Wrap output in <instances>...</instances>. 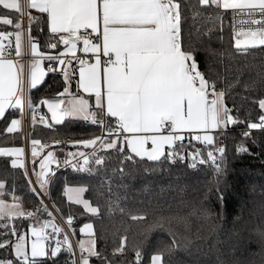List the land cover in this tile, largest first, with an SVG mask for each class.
Listing matches in <instances>:
<instances>
[{
  "label": "snow or ice",
  "instance_id": "obj_1",
  "mask_svg": "<svg viewBox=\"0 0 264 264\" xmlns=\"http://www.w3.org/2000/svg\"><path fill=\"white\" fill-rule=\"evenodd\" d=\"M0 5L16 13L15 16L0 14V22L4 26L14 27V32L0 31V41L14 35V52L20 57L23 55L22 41L27 32L29 49L33 56L26 75L25 66L6 58L4 46L0 43V117L5 116L6 108L19 110L23 116L24 106L27 105L32 112L31 119L34 124L40 105L31 97L25 98L24 88L35 87L44 80V59L58 62L59 71L63 73V89L55 93L53 98L43 99L41 104L48 107L54 121L59 122L64 118L90 120L101 129L99 136L68 141L67 143L77 149L81 146L93 148L89 154L69 152V158L79 156L85 164L91 158L100 165L104 163V156L99 155L97 158V149L102 146L106 151L118 150V157L123 156L120 161L122 165L124 161H133L135 157H147L152 162H161V157L177 161L184 159V154L178 151L165 153L164 147L167 145L171 148L176 141L183 140L179 133L187 130L190 134L196 133L193 139L209 148L206 155L200 149H195L190 154V166L196 167L197 162L200 165L210 164L216 177L217 199L222 204L226 201L227 148L225 144L216 143L214 130L223 135L229 125L244 121L240 120L239 110L233 115V110L227 107L225 90L222 87L218 89L211 67L204 72L200 70L198 46L193 32L185 30L188 23L186 13L191 11L194 18L215 24L216 14L202 11L201 6H214L217 11H247V22L253 27L238 30L237 35L244 39L237 38L235 46L238 49L241 46H264V0H196L195 4L191 0H0ZM32 10H38L40 15L34 16ZM220 22L222 27V17ZM40 23L50 30L53 39L58 37L56 43L49 41L44 45L46 51L43 53L38 51L39 42L34 43L35 38L31 35L34 24ZM197 35L202 33L197 31ZM81 43L82 49L79 48ZM60 44L64 45L63 51L59 50ZM78 51L82 52V56L76 55ZM206 54L214 56L216 52L206 49ZM73 59L79 69L78 88L89 94L87 99L69 90V74L65 65H71ZM47 70L54 73L57 71L52 63ZM63 97L68 99L64 100ZM258 103L259 108L264 110V98L259 99ZM40 122L48 124L43 115L40 116ZM21 127V119L13 116L6 132L12 133ZM246 129L241 133L245 139L252 137L253 129L264 132V114L256 122H246ZM63 143L66 142L53 141L54 145ZM149 143L151 147L147 146ZM253 143H256L255 139ZM31 144L33 157L38 155V146L47 147L38 139L31 140ZM125 145L128 155H124ZM235 152L249 153L250 149L240 143ZM0 154L15 156L11 160L12 166H25L21 159L26 155L23 147H0ZM53 161L54 153L49 151L40 161L41 171L34 173L41 190L45 189L48 182L49 165ZM73 167L82 169L84 166L74 164ZM24 175H28L27 169ZM28 183L31 185L32 181L29 179ZM29 190L38 198L35 212L0 198V217L3 218L0 226L7 229L0 232V249L10 250L7 256H11L0 258V264H56L65 248L69 253L65 264H90L92 257L100 259L101 264L108 261V256L97 250L92 232H89V240L77 242V256L68 233L51 219L45 220L39 227L31 228L35 239L32 240L29 250L25 235L17 233L14 226L9 228L7 222L14 217H24L25 214L29 219L37 214L52 217L54 212L64 215L63 209L55 204L49 206L44 203L43 196L48 194L46 191H37L34 187ZM4 191V181L0 180V196ZM64 191L70 202L83 204L93 214L100 211L89 201L83 200L81 194L85 191L84 186H65ZM14 192L13 185L9 194L16 201L19 198ZM133 219L140 220L143 217L134 216ZM65 220L67 227L71 228L73 216L67 214ZM158 226H161L159 219L148 225L145 231H151ZM48 227H51V233L44 231ZM92 227V224H85L80 231L83 233ZM60 234H63V242H45ZM12 235L16 236L14 243L8 239ZM124 250L125 240L121 237L120 244L113 249L112 255H122ZM163 255L164 250L154 253L150 264H170V261L162 259ZM135 262L142 264L139 248L135 250ZM219 264L225 262L220 261Z\"/></svg>",
  "mask_w": 264,
  "mask_h": 264
},
{
  "label": "trees",
  "instance_id": "obj_2",
  "mask_svg": "<svg viewBox=\"0 0 264 264\" xmlns=\"http://www.w3.org/2000/svg\"><path fill=\"white\" fill-rule=\"evenodd\" d=\"M191 3L195 4L196 0H191ZM201 10L215 13L217 21L208 24L206 20L194 18L191 11L186 13L188 23L185 30L193 32L198 46L199 68L204 72L211 67L218 89L222 87L225 90L227 107L233 110V115L239 110L240 120L244 121L229 125L223 135L219 131L214 132L216 143L225 144L227 148L226 201L222 204L217 199L216 177L210 164L200 165L197 162L196 167L190 166V154L195 149H200L205 155L209 150L207 145L194 139L189 145L180 144L174 148L173 151L184 154V159L177 161L161 157V162H152L135 157L122 165L123 156L118 157V150L106 151L100 146L97 158L103 155L104 163L97 165L90 158L85 168L71 166L48 173L51 204L63 209L64 215L59 214L64 218L67 214L75 216L72 224L74 235L79 225L91 221L97 250L107 255L111 264H136L137 248L141 252L142 264H149L151 256L161 250H164L162 259L170 261V264H219L220 261L225 264H264V132L254 129L248 139L238 132L246 128V122H256L263 114L258 101L264 98V46L236 48L235 35L224 10L217 11L214 6H201ZM32 13L40 15L34 10ZM0 14L16 15L2 5ZM0 31L14 32V27L0 22ZM197 31L202 35H197ZM31 35L41 47L49 41L56 43L58 40L53 39L43 23L34 24ZM206 49L214 50L216 55L206 54ZM62 89L61 72L47 71L40 85L29 89L28 97L37 104L42 99L53 98ZM13 116L20 118V111L10 109L0 118V147H22L24 144L20 130L6 132ZM99 129L83 119L68 118L50 127L36 121L30 123L28 140L30 143L38 139L43 145L47 140L65 141L61 145H47L59 159L65 151L88 150L90 147L77 149L67 142L92 138ZM240 143H244L250 152L237 154L235 148ZM168 151L171 150L165 153ZM128 154L125 147L124 155ZM11 160L10 155H0V180L5 184L0 198L35 212L38 198L29 190L33 185L28 183L29 175H24L26 168L12 166ZM38 161L37 158L30 159L34 179ZM13 185L14 194L19 198L16 201L9 194ZM65 186H84V199L100 211L93 214L83 204L70 202L65 195ZM221 187H224L223 182ZM36 216L43 221L55 220L54 216L46 214ZM134 216H142L143 219L134 220ZM158 219L161 226L146 232L148 225ZM0 220L3 218L0 217ZM30 221L25 214L7 223L9 228L14 226L21 234L27 231ZM4 231L7 229L0 226V232ZM121 237L125 240L124 253L113 256V249L119 246ZM8 239L14 243V235ZM8 251L0 249V258H11L7 256ZM66 258L67 251L63 250L56 264H65ZM90 261L101 264L96 257L90 258Z\"/></svg>",
  "mask_w": 264,
  "mask_h": 264
},
{
  "label": "built area",
  "instance_id": "obj_3",
  "mask_svg": "<svg viewBox=\"0 0 264 264\" xmlns=\"http://www.w3.org/2000/svg\"><path fill=\"white\" fill-rule=\"evenodd\" d=\"M21 2H23V0H21ZM225 14L227 15V20L229 22V25H230V28L233 32L234 35L237 34L238 30L241 29V28H249V27H253V25H250L247 21H248V15H247V11H245L244 13H241L240 10H224ZM25 20H26V17H25ZM242 21H244L242 23ZM235 30V31H234ZM81 32L83 33V30H81ZM84 35H87V33H83ZM5 51V55L13 60H16L17 58L14 57L13 55H8L9 52L8 50H4ZM22 54L20 56V59L22 61V64L25 66V74L27 75L28 73V62L30 61V53H29V41L27 39V32H25V36L23 38V41H22ZM82 54V53H81ZM28 91H29V87H25L24 88V96L25 98H28ZM29 109L27 107V105L24 106V109H23V116H21L22 118V124H23V137L24 139H28V133H29V126H30V120H29ZM38 114L41 116H45V113L42 112V111H39ZM88 123H91L90 120L86 121ZM92 124V123H91ZM92 126H96V125H93ZM100 128V127H99ZM247 130L246 128H242V129H239L238 132L239 134L241 135V133L243 131ZM254 130V129H253ZM252 130V131H253ZM101 135V129H99V132L95 135V136H99ZM179 135H182L183 136V140H178L176 141V143L173 145L172 148H170L171 151L175 150L174 148H176L177 145H182V144H191L192 143V138L188 135V134H179ZM54 140H47L46 141V145H50L53 143ZM148 147L150 146L149 144L147 145ZM93 151V148L90 147L88 150H85V151H79V152H84L86 154H89L90 152ZM70 151H65L63 153V155L56 160L55 162V166H54V171L57 172L59 171L60 169H63V168H66V167H73V165H83L85 168L86 164L84 163V160L77 156L75 158H69L67 156V153H69ZM71 152H78V151H71ZM68 161L67 163L65 161ZM192 163V158L189 159V164L191 165ZM74 168H77V167H74ZM36 190L39 191L36 187ZM44 197V203L51 206V202H50V198L47 197V196H43ZM49 210L51 211L52 208L50 207ZM53 216H54V219L57 223L58 226H60L64 231H66L68 233V236H69V239L73 245V248L75 249L76 251V255L79 256V250L76 248V239L74 237V234H73V231H72V226L71 228H68L67 225H66V220L63 216H61L58 212H54L53 213ZM75 221V216H73V223ZM72 223V224H73ZM56 240H59L61 242H63V234H60L58 236H56L51 243H55ZM64 250L67 251V249L65 248ZM69 258V253L67 251V258L66 260Z\"/></svg>",
  "mask_w": 264,
  "mask_h": 264
},
{
  "label": "crops",
  "instance_id": "obj_4",
  "mask_svg": "<svg viewBox=\"0 0 264 264\" xmlns=\"http://www.w3.org/2000/svg\"><path fill=\"white\" fill-rule=\"evenodd\" d=\"M35 12H37L38 13V10H34ZM50 31V30H49ZM237 38H239V39H241V40H243L244 39V37L243 36H234V45H235V40L237 39ZM57 39H58V37H57ZM33 42L35 43V42H37L36 40H33ZM0 43H2L3 44V46H4V50H8V52L9 53H11V55H13L14 57H16L17 59L16 60H14V62L17 64V60H21L20 59V57H17L16 56V54H15V52H14V48H15V37H14V35L13 36H11L10 37V39H8V38H4V40L3 41H0ZM256 46H259V45H256ZM82 47H83V45H82V43L79 45V48H81L82 49ZM250 47V46H249ZM240 48H243V46H241ZM63 49H64V45L63 44H60V47H59V50L60 51H63ZM29 51H30V49H29ZM38 51L39 52H41V53H43V52H45L46 51V48L45 47H41L40 46V44H39V46H38ZM52 51H55V50H52ZM5 52V51H4ZM21 52H22V49H21ZM30 53V52H29ZM82 52H77L76 53V55H81L82 56V54H81ZM6 56V55H5ZM30 62H31V60L33 59V56H32V54L30 53ZM6 58H8V59H11V58H9V57H7L6 56ZM68 58H71V57H68ZM50 63H52L53 64V66L54 67H56V69L59 71V69H60V65L58 64V62H50L49 60H47V59H44L43 61H42V67H44L45 68V70H46V73H47V69H48V65L50 64ZM65 67H66V69H67V71H68V74H69V84H68V87H69V90H70V92L71 93H73V94H75V93H79L80 95H82V96H84V98H88V93H84L83 92V90L82 89H79L78 88V84H77V81L79 80V69H78V65H77V63H76V61L73 59L72 60V64L71 65H65ZM75 73V77H74V79H73V74ZM61 74H62V77H63V73L61 72ZM72 81H74L73 83H72ZM38 85H40V84H38ZM37 86V85H36ZM30 88H33V87H29V89ZM45 99H48V98H45ZM62 99H64V100H67L68 99V97H63ZM43 100V99H42ZM42 100H40L37 104H39L40 105V108L37 110V113H36V121H39L40 122V115L38 114V112L39 111H42V112H44L45 113V117H46V119H47V121H48V125H53V124H57V123H60V122H62V121H59V122H55L54 120H52V119H50L51 117H50V115H51V112H49V110H48V107L46 106V105H43V104H41V101ZM93 103H94V98H93ZM10 109H12V108H6L5 109V113L8 111V110H10ZM263 111V114H264V110H262ZM29 120H30V123L32 122V112L29 110ZM1 118V117H0ZM22 117H21V113H20V118L19 119H21ZM65 119H68V118H64V120ZM21 121H22V119H21ZM10 124V123H9ZM42 124H44V123H42ZM18 130H20L22 133H23V124H22V127L21 128H19ZM217 130H214V132H216ZM179 134H188L192 139H193V137L196 135V133H189L187 130H185V131H183L182 133H179ZM28 140V139H27ZM195 140V139H194ZM24 141V144H23V148L25 149V153H26V155L25 156H23V157H21V159L24 161V165H25V168H28L27 169V171L29 170V172H30V174H31V176H32V179H33V182L35 183V185H36V187H37V189L39 190V191H42L40 188H39V186H38V183L36 182V179H34V177H33V174L31 173L32 171H31V168H30V159H39V161H41V159L42 158H44V156H46L47 155V153L49 152V151H53L52 149H48L47 147H37V152H38V155L37 156H35V157H33L32 156V144H31V142L29 143V141H28V143H27V145H26V140L24 139L23 140ZM198 142H200V141H198ZM200 143H202V142H200ZM43 145V144H42ZM149 145H150V143H149ZM125 147H126V145H125ZM149 147H151V145L149 146ZM173 147V146H172ZM171 147V148H172ZM8 148H11V147H8ZM168 149H170L167 145H165V147H164V151H166V150H168ZM0 155H2V154H0ZM10 156H12L11 154H9ZM39 155H41L40 156V158H39ZM134 155V154H133ZM16 157L15 156H12V159H15ZM144 158H147V157H144ZM56 156H55V154H54V161H53V163H51L50 165H49V169L50 170H53V172H55L54 171V166H55V162H56ZM39 161H38V164H39ZM53 167V168H52ZM37 170V169H36ZM50 172V171H49ZM48 183L45 185V189H46V192L48 193ZM72 187H74V186H72ZM71 188V187H70ZM45 196H47L48 197V194H46ZM90 264H93V263H91V261H90Z\"/></svg>",
  "mask_w": 264,
  "mask_h": 264
},
{
  "label": "rangeland",
  "instance_id": "obj_5",
  "mask_svg": "<svg viewBox=\"0 0 264 264\" xmlns=\"http://www.w3.org/2000/svg\"><path fill=\"white\" fill-rule=\"evenodd\" d=\"M235 36H237V34L235 35ZM30 52V51H29ZM17 62V64H22V61L21 60H17L16 61ZM30 61L28 62V70H29V65H30ZM27 70V71H28ZM50 117H51V115H50ZM50 119H52V117L50 118ZM53 120V119H52ZM56 122V121H55ZM30 123V122H29ZM43 159V158H42ZM41 159V160H42ZM27 169V168H26ZM41 171V169H40V161H39V164H38V167H37V170L35 171L36 173H39ZM32 173V172H31ZM36 176V175H35ZM36 182H37V176H36ZM38 183V182H37ZM38 186H39V188H40V185H39V183H38ZM74 187H78V186H74ZM41 189V188H40ZM42 191H46V189H44V190H42ZM82 195V198H83V200H85L84 199V197H83V193L81 194ZM9 203H14V202H9ZM52 221H54V223L55 224H57L56 223V221L55 220H52ZM44 221L42 220V219H40L39 217H37L36 215H34L32 218H31V221H30V224H29V227H28V229H27V231H24V232H22L21 234L22 235H25V238H26V243H27V246H28V248H29V250H30V246H31V242H32V240L33 239H35V237L32 235V232H31V228L32 227H39L42 223H43ZM85 224H92V222L91 221H87V222H83L81 225H79L78 226V229H77V231H76V233H75V238H76V243L78 242V241H80V240H85V241H87V240H89L90 239V236H89V232H92L93 233V231H94V228L92 227V229H86L83 233L80 231V229L85 225ZM92 226H93V224H92ZM44 231L46 232V233H49L48 231H46L45 229H44ZM16 241V236L14 235V242ZM46 243H48L49 241H45ZM14 254V253H13ZM150 261V260H149ZM150 264V263H149Z\"/></svg>",
  "mask_w": 264,
  "mask_h": 264
},
{
  "label": "water",
  "instance_id": "obj_6",
  "mask_svg": "<svg viewBox=\"0 0 264 264\" xmlns=\"http://www.w3.org/2000/svg\"><path fill=\"white\" fill-rule=\"evenodd\" d=\"M28 141H29V140L26 139V141H25V142H26V145H27ZM27 169H28V168H27ZM27 172H28V175H29L30 180L32 181V185H33V187L36 189V185H35V183L33 182V179H32V176H31L29 170H28ZM43 199H44V197H43ZM45 230H46V231H49V230H52V229H51V227H48V228H45Z\"/></svg>",
  "mask_w": 264,
  "mask_h": 264
}]
</instances>
